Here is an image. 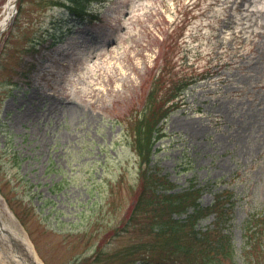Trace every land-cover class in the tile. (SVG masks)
Listing matches in <instances>:
<instances>
[{
    "label": "rangeland",
    "instance_id": "374dc122",
    "mask_svg": "<svg viewBox=\"0 0 264 264\" xmlns=\"http://www.w3.org/2000/svg\"><path fill=\"white\" fill-rule=\"evenodd\" d=\"M9 1L0 0L2 223L41 264H121L116 254L149 241V230L123 227L135 225L141 186L129 127L162 70L164 101L191 85L171 102L151 164L176 192L202 189V206L232 194L240 255L246 220L264 214V0H89L93 19H69L54 48L49 29L67 13L50 0H22L21 10L14 0L10 11ZM30 257L11 241L0 248V264Z\"/></svg>",
    "mask_w": 264,
    "mask_h": 264
},
{
    "label": "trees",
    "instance_id": "16d2710c",
    "mask_svg": "<svg viewBox=\"0 0 264 264\" xmlns=\"http://www.w3.org/2000/svg\"><path fill=\"white\" fill-rule=\"evenodd\" d=\"M50 2L61 7L67 18L54 22L49 29V48L64 40L71 29L69 19L94 17L87 8L89 0ZM18 5L21 10L22 0ZM163 76L160 70L154 77L144 110L129 127L131 143L138 155L141 186L129 218L135 225L129 228L127 222L123 227L126 231L135 228L141 232L149 230V241L116 254L117 257L121 264H237V257L240 256L244 264H264V214L246 220L239 255L231 232L232 194H216L213 204L205 207L200 202L202 189L191 184L188 189L176 192V186L154 170L151 163L156 145L164 137L165 122L174 108L171 102L191 85L177 86V92L172 94L171 99L164 101V97H160ZM171 91L175 92L174 88ZM182 215L186 218L182 219ZM210 216L214 217L212 224L205 229L200 227V222ZM141 220L147 221L144 227L139 226ZM140 251L144 253L139 255Z\"/></svg>",
    "mask_w": 264,
    "mask_h": 264
},
{
    "label": "bare ground",
    "instance_id": "6f19581e",
    "mask_svg": "<svg viewBox=\"0 0 264 264\" xmlns=\"http://www.w3.org/2000/svg\"><path fill=\"white\" fill-rule=\"evenodd\" d=\"M13 1H14V0H10V1L8 2V9H9L10 11H11V8H12V7H10V6L12 5V2H13ZM7 19H8V18H6V20L0 24V28H2V27L5 26ZM10 241L15 242V245H17L19 248L24 249L25 252H28L29 256H30V254H31V257H30V258L32 259V263H33V264H41V263L38 261L37 257L33 254V252H31V251L29 250V247H30L29 244H27V243L25 242L24 239H22V238H18V237H17V234L14 233V232H13L10 228H8L6 225H4V224L2 223V221L0 220V243H2V244L7 243V244L9 245Z\"/></svg>",
    "mask_w": 264,
    "mask_h": 264
}]
</instances>
